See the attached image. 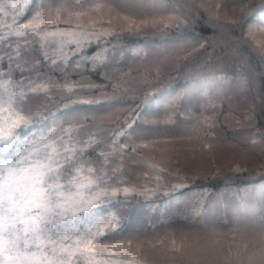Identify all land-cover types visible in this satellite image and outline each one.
Listing matches in <instances>:
<instances>
[{"label":"snow or ice","instance_id":"1","mask_svg":"<svg viewBox=\"0 0 264 264\" xmlns=\"http://www.w3.org/2000/svg\"><path fill=\"white\" fill-rule=\"evenodd\" d=\"M256 12L264 0H0V264H264ZM229 140L261 146L230 227L214 218L179 243L129 227L197 164L196 179L248 172L219 162Z\"/></svg>","mask_w":264,"mask_h":264},{"label":"trees","instance_id":"2","mask_svg":"<svg viewBox=\"0 0 264 264\" xmlns=\"http://www.w3.org/2000/svg\"><path fill=\"white\" fill-rule=\"evenodd\" d=\"M261 21H264V15L259 12H256L250 18V23L253 25H257ZM211 34L210 29L203 33L206 36H210ZM248 107L250 108L251 106L248 105ZM248 176L246 179L234 176L233 179L227 181L223 179H207L202 181L193 179L194 181H192L189 179L187 188L171 193L167 197H161L155 201H140L134 209L128 210L130 216L129 227L134 230L149 232V236L154 235L155 231L164 228L162 222L167 223L168 226L184 224L189 229L195 230L211 216L207 215L204 218V210L210 209V205L214 202V199L220 196V191L229 188L226 185H232L229 188L230 190H225L233 192L234 194L240 193L242 188L257 185V182L261 180V176L255 179H250ZM195 188H204L207 190L205 198L202 200L203 214L199 218L191 212L192 206L199 204L198 198H195V194L192 192ZM221 218H225L224 215ZM220 223H225V220H221ZM154 229L155 231H152Z\"/></svg>","mask_w":264,"mask_h":264},{"label":"rangeland","instance_id":"3","mask_svg":"<svg viewBox=\"0 0 264 264\" xmlns=\"http://www.w3.org/2000/svg\"><path fill=\"white\" fill-rule=\"evenodd\" d=\"M228 94L231 95L230 92ZM233 103H236V101H233ZM240 104H241V107H240L241 111H243L245 107H248V105L246 106L243 104V101H240ZM225 108H227V104H225ZM192 143H193V145H196L197 141L194 139L192 141ZM260 151H261L260 145L253 147L250 144H245L243 142H237V141L229 140V141H227L221 145V154L222 155H221V157H218V160L220 163H223V164L235 163V164H240L242 166L247 165L249 168L248 172H242V173L237 174L235 176L246 179L247 176L249 175L248 178L255 179L257 177H260V174H259L261 171V169L259 167V163H260L259 153H260ZM200 168H201V166L199 164H197L196 167L188 169L190 180L194 181L193 179H196L195 178L196 172ZM210 168H211V165H209L207 163L203 166L204 170H209ZM233 178H234V176L231 179H233ZM209 179H211V178H209ZM218 179H223V178H218ZM202 180H205V179L200 178V179H197L196 181H202ZM223 180L227 181L225 179H223ZM251 188L252 187H249L247 189H251ZM225 189H229V188H225ZM225 189L219 192L220 196L218 198L214 199V202L210 205V209H206V211L204 210V218L207 215H211V216H209L207 221H212L214 218H221V216L224 215L225 218H223L221 220H225V223H221V224L227 225V215H226L227 207L229 204L234 202L235 196L233 195V192L227 191ZM245 189L246 188H242L240 190V194H243ZM206 191L207 190L204 188H195L192 191L195 194V198H198L200 205H202V200L205 198V195L207 193ZM223 207H225V209H223ZM227 227H230V225H227ZM227 227L224 228L225 231H227ZM171 230H176L177 243H179L180 242L179 237H180L181 230L191 231L194 229H189L184 224H181V225L175 224V225L168 226L167 229L162 228L159 231H155V234L151 235V237L159 238V237L163 236L165 231H171ZM169 246H170V239H166L164 241V245H158V247H169Z\"/></svg>","mask_w":264,"mask_h":264}]
</instances>
